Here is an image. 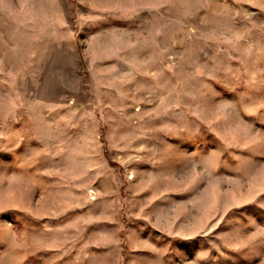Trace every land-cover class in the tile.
Here are the masks:
<instances>
[{"label":"rangeland","instance_id":"rangeland-1","mask_svg":"<svg viewBox=\"0 0 264 264\" xmlns=\"http://www.w3.org/2000/svg\"><path fill=\"white\" fill-rule=\"evenodd\" d=\"M0 264H264V0H0Z\"/></svg>","mask_w":264,"mask_h":264}]
</instances>
